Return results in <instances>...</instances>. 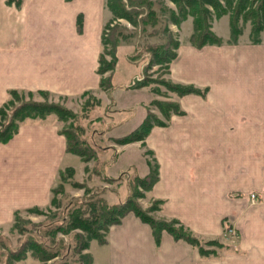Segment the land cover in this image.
<instances>
[{
	"label": "crops",
	"instance_id": "crops-1",
	"mask_svg": "<svg viewBox=\"0 0 264 264\" xmlns=\"http://www.w3.org/2000/svg\"><path fill=\"white\" fill-rule=\"evenodd\" d=\"M108 14L105 0H22L18 6L0 0V105L10 89L70 98L98 89ZM220 45L211 58L209 46L178 45L174 77L206 87V93L179 96L183 113L170 121L176 125L183 117L188 125L172 130L153 125L145 142L159 164L150 189L152 198L163 201L158 215L177 217L193 232L199 226L211 232L213 218L217 228L226 218L239 235L236 251L216 261L201 258L196 246L166 231L156 245L150 226L127 212L109 226L105 243L89 241L92 264H264V52L246 47L241 55L237 42L223 55ZM223 56L235 65L220 66ZM191 101L195 104L186 107ZM204 103L221 118H196V106ZM170 135L178 138L171 146L162 142ZM217 143L221 156L213 159ZM65 145L57 126L38 121L21 124L0 143V225L10 223L16 211L49 205L68 155Z\"/></svg>",
	"mask_w": 264,
	"mask_h": 264
},
{
	"label": "rangeland",
	"instance_id": "rangeland-1",
	"mask_svg": "<svg viewBox=\"0 0 264 264\" xmlns=\"http://www.w3.org/2000/svg\"><path fill=\"white\" fill-rule=\"evenodd\" d=\"M123 2L127 13L132 14L136 22H131L125 17H117L110 21L111 13L107 8L109 14L105 22L106 27L101 34L100 53L105 65L106 62L112 63L114 54L116 61L112 70L108 68L102 72L101 75L104 77L102 87L84 90L87 92L82 94L84 92L82 91L71 98L43 89H16L13 102L2 109L4 116L0 120V130L8 125L12 132L13 126H16L13 136L23 123L32 121L52 123L58 127L59 134L64 138L67 136L69 149L73 152L66 151L68 155L63 161L64 165L56 174V182L52 187L55 192L51 190V196H55L56 203L37 207L39 210L36 212L28 210L29 208L22 209L10 223L0 225V264H92L86 249L77 252L79 244L74 240V235L76 233L86 235L83 231L73 229L68 234L57 231L50 235L48 231L56 226H66L63 222L75 209L80 208L85 212L83 216L87 217L92 213L90 203L98 205L100 200H104L107 205L123 204L129 196L148 216L179 221L199 240L200 247L205 252L202 254L198 250L201 258L209 257L216 261L236 251L239 235L228 219H219L220 226L217 228L215 217L209 223L211 232L207 231L208 228L201 229L200 226L193 232L179 218L161 217L158 215L160 208L152 210L155 199L150 192L152 186L149 190L143 189L142 184L139 186L138 181L147 176L150 168L153 173L155 169L154 151L146 145L147 133L142 136V124L146 120L150 123L157 120L165 121L167 127H163L164 130L179 129L188 125L187 118L183 117L177 118L176 125L170 121L175 110L172 102L180 107L178 100L182 95L171 90L169 85L188 84H182L177 81L178 77H174L175 72L172 68L174 57L168 63L167 60L174 51L176 54L178 48V46L175 48L176 43L194 46L190 41L193 16L187 13L180 17L177 5L171 0H150V5L140 6L129 5L126 0ZM148 13L153 14L151 18ZM173 18L177 21L173 22ZM229 18V14L226 13L219 17L213 16L210 20L212 33L221 40L220 50L223 55L228 54L226 52L234 45L230 41ZM108 21L110 22L107 23ZM239 25L241 33L236 36L235 44L239 43L236 49L243 53L241 55H244L243 49L246 47L264 52V31L258 35L260 41L253 43L250 22L240 19ZM102 37L105 43L102 42ZM204 45L209 46L210 52H216L219 48V44ZM212 52L208 57L215 55ZM230 65L235 64L223 56L220 66L226 69ZM97 73L99 74L98 71ZM107 76L110 78L109 82ZM9 96L8 94L7 98ZM23 102L56 105L62 112L56 113L55 109L50 108L46 112L22 115L24 117L20 120L13 118L15 111ZM194 104L191 101L186 107H192ZM210 110L208 104L204 103L201 108L196 106L194 112L196 118L203 119V122L208 117L221 118V113H210ZM168 114L171 116L166 121ZM34 115L35 117H32ZM12 118L13 122L9 123ZM129 133H133L138 139L120 142L122 137L128 136ZM165 137V141L162 142L169 146L178 140L172 135ZM200 142L201 140L197 139V144ZM220 145L214 144L211 151L213 159H220L222 149ZM146 181H149V178ZM254 200L255 196L252 197V201ZM174 224V227L178 228V225ZM32 240L49 253H57L56 256L42 261L32 252ZM91 245L94 247L97 244L93 240ZM196 248L198 249L197 246Z\"/></svg>",
	"mask_w": 264,
	"mask_h": 264
},
{
	"label": "trees",
	"instance_id": "trees-1",
	"mask_svg": "<svg viewBox=\"0 0 264 264\" xmlns=\"http://www.w3.org/2000/svg\"><path fill=\"white\" fill-rule=\"evenodd\" d=\"M22 0H6V3H13L16 6L20 5ZM129 2V5H150V0H126ZM173 1L179 10L180 17H184L187 13L193 16V24L192 29L193 32L190 35L191 43L197 47L201 48L206 43H214L220 44L221 40L212 33L210 29V20L212 17H219L222 14L228 13L229 18V26H230V34L231 38L230 41L235 43L236 36L241 33V27L239 25V20L242 21H249L251 25L250 35L251 40L253 43H258L259 40V33L264 31V0H171ZM127 4V3H126ZM106 6L111 13V19H115L117 17H125L127 20L131 22H136L133 20L132 14H128L125 9V3L123 0H106ZM137 12V11H136ZM150 18L153 15L152 13H148ZM149 20V19H148ZM108 21L107 23H109ZM176 18H173V22H176ZM106 23V24H107ZM80 26V22L78 20V27ZM106 25H104V28ZM103 28V29H104ZM103 34V30H102ZM102 42L105 43L104 37H102ZM178 43L175 44V48H177ZM175 56V51L171 54L170 59L167 60V63L171 61V59ZM112 63H107L105 65V61L102 57V53H100L98 58V68L97 71L100 74L99 86H103L104 77H102V72L108 68L113 69L114 62L116 61L115 54L112 56ZM107 81L109 82L110 78L107 76ZM140 86V85H139ZM170 89L176 91L179 95H184L187 93H194L201 96H204L206 93L207 88H197L193 85H179V84H172L169 85ZM41 91V90H40ZM17 90L10 89L8 90V94L10 95L2 105H0V120L3 119V112L2 109L7 106L8 104L13 102V97L15 96ZM87 91H84V94ZM175 110L173 114H182L183 111L178 107L177 103L172 102ZM55 109L56 113L62 112L56 105H46L40 104L35 102L25 103L19 105V108L15 111L13 118H17L20 120L22 115H27L30 113H42L48 110ZM62 109V108H60ZM63 110V109H62ZM165 114V113H164ZM172 114V113H171ZM171 114L166 116V121L170 119ZM32 117H35L32 116ZM13 118L10 122H13ZM8 123V124H9ZM153 125L158 126H166L165 121L157 120L155 123H150L147 120L142 124L143 134L149 132ZM8 125L4 126L3 129L0 130V142H5L11 138L12 134L16 131V126H13V131L10 132ZM65 150L71 151L69 149L67 136H65ZM138 139V137L133 136V133H129V135L122 137V141L120 142H128L129 140ZM128 140V141H127ZM75 153H77L75 151ZM79 153V152H78ZM81 154V153H80ZM150 166V165H149ZM154 173L152 172L151 168L148 171L147 176L144 177L143 180L138 181L139 186L143 185V189L149 190L151 186L154 184L156 180H158V168L159 164L154 158ZM60 174V172H59ZM151 174H154L151 176ZM147 178V179H146ZM149 181H146L148 180ZM53 190V189H52ZM55 190V189H54ZM53 190V191H54ZM55 192V191H54ZM154 207L152 210H156L160 208L161 203L163 202L162 199H154ZM55 196H51L49 204H55ZM100 204L90 203L92 213H89V216L84 217L83 212L80 208L75 209L74 211L70 212L69 218L65 219L63 223H66V226H56L52 230L48 231V234H54L57 231H60L63 234H68L73 229H80L86 235H82L80 233H76L74 235V240L79 244V250L87 249L88 243L90 240L95 239L100 244L106 242L105 235L108 231L110 225L120 222L121 217L126 214L127 212H132L138 218H140L143 222L147 223L150 226L152 236L154 238L155 244L158 245L160 243L161 232L163 230L168 231L174 239H182L191 245L197 246L200 253L204 254L203 249L200 247L199 240L191 235L187 229H185L179 221L175 219L166 220L163 218H154L152 216H148L136 203H134L129 196L123 204H112L107 205V203L103 200H100ZM27 210V209H26ZM28 210H32V212H36L39 210L37 207H31ZM19 211L14 213L16 217ZM174 223L178 225V228L174 227ZM185 229V230H184ZM99 230V232H98ZM102 231V233H100ZM53 236V235H52ZM32 252L39 256L42 261H47L57 253H49L45 248H43L39 243L32 240ZM89 259L91 260L90 254H88ZM17 258V257H16Z\"/></svg>",
	"mask_w": 264,
	"mask_h": 264
},
{
	"label": "built area",
	"instance_id": "built-area-1",
	"mask_svg": "<svg viewBox=\"0 0 264 264\" xmlns=\"http://www.w3.org/2000/svg\"><path fill=\"white\" fill-rule=\"evenodd\" d=\"M251 197H254V195H253V194H251ZM229 230H231V228H230Z\"/></svg>",
	"mask_w": 264,
	"mask_h": 264
}]
</instances>
